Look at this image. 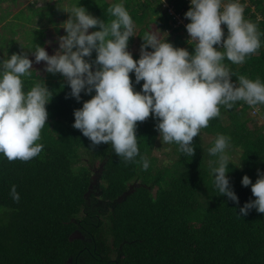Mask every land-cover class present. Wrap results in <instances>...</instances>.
Masks as SVG:
<instances>
[{"label": "trees", "instance_id": "16d2710c", "mask_svg": "<svg viewBox=\"0 0 264 264\" xmlns=\"http://www.w3.org/2000/svg\"><path fill=\"white\" fill-rule=\"evenodd\" d=\"M5 1L0 0V21L3 28L9 24L13 34L19 33V25L32 22L24 16L26 11L55 24L52 16L64 9L57 6L61 0L44 6L31 1L6 20L10 11L1 8ZM77 2L106 23L113 18L108 9L114 0H69L71 8ZM241 3L245 18L264 33V0ZM189 6V0H125L134 21L127 50L135 40L140 49L145 31L154 29L169 30L167 41L193 52L185 28ZM221 27L226 35V26ZM32 28H24L22 42L5 36L14 40L8 55L23 52L34 58L30 50L35 44L53 54L43 32L33 37ZM261 40L258 51L242 64L224 59L233 81L245 75L264 82V35ZM85 59L94 60L95 51ZM30 73L22 77L25 89L42 81L53 95L38 141L44 145L42 151L28 161H9L0 154V264H264V214L252 208L247 215H238L246 201L255 199L250 186L241 184V177L246 174L254 183L257 170L264 171V120H253L250 125L252 107L243 101L231 109L221 105L220 115L193 137L192 156L181 153L176 143L159 138L158 118L150 114L137 121L140 155L136 160L140 156L149 160L145 170L139 163L118 157L111 144L92 145L72 126L73 110L90 99L94 90L82 91L77 100L60 73L40 75L33 68ZM129 76L134 81V74ZM142 83H134V89L140 90ZM256 107L264 112V105ZM217 133L231 138L228 153L239 152V163L230 160L226 173L236 202L213 184L209 161L216 157L207 150ZM156 148L168 149L172 160L159 164L153 154ZM13 184L19 201L10 195Z\"/></svg>", "mask_w": 264, "mask_h": 264}, {"label": "clouds", "instance_id": "9594fccd", "mask_svg": "<svg viewBox=\"0 0 264 264\" xmlns=\"http://www.w3.org/2000/svg\"><path fill=\"white\" fill-rule=\"evenodd\" d=\"M189 4L184 16L189 21L185 25L188 40L193 42L191 53L173 46L166 33L153 29L145 31L139 57L133 59L127 42L134 36V21L125 0H114L110 5L108 11L113 18L107 23L77 2L65 10L69 16L61 26L66 34L58 38V49L49 55L35 44L30 50L36 62H46L47 72L65 77L75 99H80L82 91L94 90L90 99L73 110L72 126L92 145L111 144L118 157L139 163L145 170L150 162L144 156L136 160L140 152L135 129L136 122L150 114L158 118L155 127L159 138L176 143L188 156L194 154L193 137L220 115L221 105L231 109L243 101L264 120V112L256 107L264 105V82L245 75L233 81L229 67L223 63L227 58L233 64H242L261 47L264 33L245 18L241 0H189ZM96 26L98 30L88 31ZM93 51L95 59L89 62L85 58ZM5 56L0 59V154L9 161H28L44 148L38 141L46 124V105L53 94L42 81L25 89L22 77L30 75L32 69L27 55L6 52ZM140 81V90H135L134 83ZM230 142L228 135L217 133L207 151L216 157L209 161L214 187L236 202L238 197L226 175ZM257 173L254 183L246 174L241 177V184L250 186L255 199L240 207L239 216L247 215L252 208L264 214V171L258 169ZM10 195L19 201L14 184Z\"/></svg>", "mask_w": 264, "mask_h": 264}, {"label": "rangeland", "instance_id": "374dc122", "mask_svg": "<svg viewBox=\"0 0 264 264\" xmlns=\"http://www.w3.org/2000/svg\"><path fill=\"white\" fill-rule=\"evenodd\" d=\"M31 1L35 2V5L37 6H44V4H46L47 2L49 3H53L57 0H16L15 2L11 1V0H7L5 2H3L1 4V8L6 9L8 11H10V14L5 18L6 20L10 19L11 15H13L14 13H16L19 9L24 8L27 6L28 3H30ZM246 3H250V0H245ZM57 6H63L64 9L62 10V12H60L59 14H55L52 16V18L55 20V24H52L51 22L48 21V17H42V16H31L30 13H27V9H25V13L24 16H26L27 19H31L32 22L29 24H24L23 26L17 27L16 29H19V33L17 34H13L10 31L12 30V27L8 24L6 27L3 28L4 22L0 21V59L6 58V56L4 57V54L7 52V54H9L10 48H12V44L10 43L11 41L14 40H8L6 39V37H15L14 39L16 41L22 42L24 36L26 35L25 31H27V29L24 28H28L30 29L32 28V36L36 37L39 34H41V32H43V40L49 45V47H51L54 51L58 49V38L62 35H65V30L64 28L61 26L63 24L64 21H66L68 19L69 13L65 10L67 9H71L69 0H61L58 1V5ZM37 29V32L34 31ZM24 31V35L23 32ZM90 32V28L88 30ZM38 35H37V34ZM163 33H166L167 36L166 37H171L169 36V30H165ZM27 34H30L27 32ZM42 35V34H41ZM164 35V34H162ZM6 36V37H5ZM26 38V37H25ZM130 53H137L140 54V50L137 47V40H135L133 42V44L131 45V47L127 50ZM54 53V52H53ZM28 58L30 60H32V65L31 68H33L35 70L36 73L40 74V75H44L46 70H45V65H41V64H37L35 63V59L32 58L31 56H28ZM251 122L250 125L253 123V120H257L258 121H262V119L260 118L259 114H254L253 112L249 113ZM207 139L209 137H206ZM166 152H170L168 149L166 148H156L153 152V154L158 157L159 161L158 163H166L168 161H171L172 156H169L166 154ZM230 160L236 163H239V152L236 150H231L228 153Z\"/></svg>", "mask_w": 264, "mask_h": 264}, {"label": "water", "instance_id": "95a60500", "mask_svg": "<svg viewBox=\"0 0 264 264\" xmlns=\"http://www.w3.org/2000/svg\"><path fill=\"white\" fill-rule=\"evenodd\" d=\"M92 178L95 180V179L97 178V176H96V175H93ZM131 188H132V186H130V190H131ZM129 192H130V191H127L124 195H126V194L129 193ZM120 198H121V197H120ZM120 198H119V199H120Z\"/></svg>", "mask_w": 264, "mask_h": 264}, {"label": "crops", "instance_id": "0c3cea01", "mask_svg": "<svg viewBox=\"0 0 264 264\" xmlns=\"http://www.w3.org/2000/svg\"><path fill=\"white\" fill-rule=\"evenodd\" d=\"M14 14H15V13H14ZM11 16H12V15H11ZM11 16H10V17H11ZM138 49H139V48H138ZM139 50H140V49H139ZM27 56H31V57H32V55H31V54H28ZM32 58H33V57H32ZM41 65H43V64H41Z\"/></svg>", "mask_w": 264, "mask_h": 264}, {"label": "built area", "instance_id": "2783aa9c", "mask_svg": "<svg viewBox=\"0 0 264 264\" xmlns=\"http://www.w3.org/2000/svg\"><path fill=\"white\" fill-rule=\"evenodd\" d=\"M169 10H170V12H172V9L169 8Z\"/></svg>", "mask_w": 264, "mask_h": 264}]
</instances>
